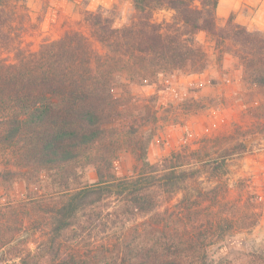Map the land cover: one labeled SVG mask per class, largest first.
<instances>
[{
	"label": "trees",
	"instance_id": "16d2710c",
	"mask_svg": "<svg viewBox=\"0 0 264 264\" xmlns=\"http://www.w3.org/2000/svg\"><path fill=\"white\" fill-rule=\"evenodd\" d=\"M10 1L0 0V154L9 158L0 180L23 181L29 204L44 207L49 221L44 246L29 251L18 264H91L86 259L90 257L95 264H216L214 259L190 257L194 251H206L195 238V229L203 228L201 219L185 240L165 234L175 224L174 217H182L172 206L161 211V198L182 194L180 214L187 217L195 207L228 194V160L244 152L245 144L227 146L215 157L204 145L151 164V136L137 144L141 170L117 177L114 164L122 146L106 128L121 112L114 86L122 77L149 81L168 72H203L207 55L196 36L205 32L218 48L227 47L240 60L245 80L264 93V31H250L232 16L219 27L220 0H131L137 19L125 28H115L102 14L87 16L93 37L107 49L104 56L95 53L87 37L74 32L43 44L37 52L19 50L17 61L7 64L1 51L11 37L2 19ZM165 8L174 11L173 21L154 23L155 12ZM253 110L264 136V103ZM83 162L96 169L98 180L77 186ZM203 177L221 187L192 195ZM130 217L147 218L140 232L125 234L114 245H86L109 223ZM208 225L211 231L225 232L235 223L216 218ZM70 240L75 244L69 245ZM9 243H1L0 250Z\"/></svg>",
	"mask_w": 264,
	"mask_h": 264
},
{
	"label": "rangeland",
	"instance_id": "374dc122",
	"mask_svg": "<svg viewBox=\"0 0 264 264\" xmlns=\"http://www.w3.org/2000/svg\"><path fill=\"white\" fill-rule=\"evenodd\" d=\"M219 3V27H224L232 16L235 23L250 31H264V0ZM4 11L2 20L7 22L5 32L11 42L1 51V57L7 64L17 61L19 50L37 52L43 44L74 32L87 37L95 53L104 56L107 49L93 37L88 14H102L117 29L137 19L131 0H12ZM173 16L174 11L160 9L155 12L153 22L171 23ZM196 40L207 55V66L201 73L168 72L151 76L149 81L117 79L114 95L121 112L106 126L113 140H119L122 146L114 164L115 173L121 178L134 176L141 170L143 159L136 152L137 144L151 136L147 149V161L151 164L162 163L172 153H189L204 145L209 146L215 157L227 146L244 143L245 151L228 160V194L221 193L216 200L195 207L187 217L180 214L182 194L162 197L161 211L172 206V211L182 217H174L175 224L165 231L177 240H183L193 230L197 219L202 220L203 228L195 229V238L206 251L189 253L191 259H214L216 264H264V136L258 112L253 110L264 103V93L245 80L242 63L227 47L218 48L214 38L205 32L199 33ZM113 68L118 70L114 62ZM2 154L0 173L9 168V158ZM82 164L75 185L96 183V169ZM201 180L191 189L192 195L221 187L215 180L204 177ZM28 199L23 181L0 180V246L4 241L10 242L0 250V264H18L21 257L46 243L47 211L30 205ZM216 218L232 219L235 225L230 231H211L208 223ZM146 220L130 217L118 220L117 224L109 223L105 232L92 234L86 245L94 242L114 245L123 235L136 229L141 231ZM73 244L70 240L69 245ZM86 259L95 264L93 257Z\"/></svg>",
	"mask_w": 264,
	"mask_h": 264
},
{
	"label": "crops",
	"instance_id": "0c3cea01",
	"mask_svg": "<svg viewBox=\"0 0 264 264\" xmlns=\"http://www.w3.org/2000/svg\"><path fill=\"white\" fill-rule=\"evenodd\" d=\"M219 5H220V3H219Z\"/></svg>",
	"mask_w": 264,
	"mask_h": 264
}]
</instances>
